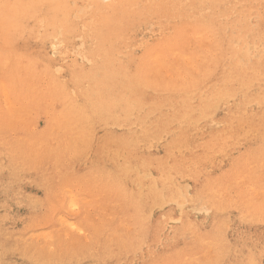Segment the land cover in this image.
I'll return each mask as SVG.
<instances>
[{
  "label": "rangeland",
  "instance_id": "1",
  "mask_svg": "<svg viewBox=\"0 0 264 264\" xmlns=\"http://www.w3.org/2000/svg\"><path fill=\"white\" fill-rule=\"evenodd\" d=\"M0 264H264V0H0Z\"/></svg>",
  "mask_w": 264,
  "mask_h": 264
},
{
  "label": "bare ground",
  "instance_id": "2",
  "mask_svg": "<svg viewBox=\"0 0 264 264\" xmlns=\"http://www.w3.org/2000/svg\"><path fill=\"white\" fill-rule=\"evenodd\" d=\"M77 108V107H76ZM80 110V109H79ZM76 111H77V109H76ZM73 203V202H72ZM73 205V204H72ZM66 222V221H65Z\"/></svg>",
  "mask_w": 264,
  "mask_h": 264
}]
</instances>
